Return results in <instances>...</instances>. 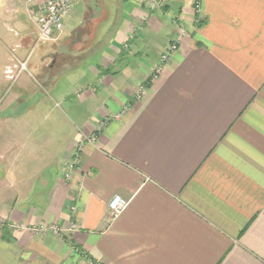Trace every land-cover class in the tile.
Masks as SVG:
<instances>
[{
	"label": "crops",
	"instance_id": "obj_1",
	"mask_svg": "<svg viewBox=\"0 0 264 264\" xmlns=\"http://www.w3.org/2000/svg\"><path fill=\"white\" fill-rule=\"evenodd\" d=\"M8 1L3 13L17 17L0 19V264H264V0H199L198 16L196 0H75L45 44L34 13L46 0ZM37 50L32 85L22 75ZM66 66L93 112L77 124L35 119L26 139L25 115L66 104L53 80ZM114 195L128 205L109 223Z\"/></svg>",
	"mask_w": 264,
	"mask_h": 264
},
{
	"label": "rangeland",
	"instance_id": "obj_2",
	"mask_svg": "<svg viewBox=\"0 0 264 264\" xmlns=\"http://www.w3.org/2000/svg\"><path fill=\"white\" fill-rule=\"evenodd\" d=\"M77 3L75 2L74 5V9L76 8ZM9 6V1L8 0H0V19L3 17V15H5V17H7L6 21H10V19L12 20L13 17H17V15H9V14H4L3 11L7 10V7ZM198 16V15H196ZM65 26V25H64ZM105 23L101 24L99 30L100 33L102 32V34H105ZM17 32V31H16ZM37 33V31H36ZM64 49L61 50V52ZM40 50H37V52L35 53V57L33 58V60L30 62L27 61V68L28 71L24 72L22 77H27V79L30 81V83L33 85L35 84L34 80H38L37 75L35 73V71L31 68V65L34 64L36 62V58L40 55L39 53ZM63 52H66V50H64ZM9 56L11 57V54H9ZM159 67V64L157 65L156 69ZM155 69V70H156ZM155 70H154V74H155ZM153 74V75H154ZM151 75L146 78V80L144 81V84L142 85V88H139L136 95L134 96L135 100H138L141 97V94L144 92L142 91L145 90L150 83L151 80ZM79 79V75H75L74 72L70 71V69H68V67H62L59 68L56 75L54 76L53 80H55L57 82L58 85V95H62L60 94L61 92L68 97L66 104L63 105V103H61V101L59 99H64V97H58V99H55L50 105L48 104V101L45 100V104L42 106V109L40 111H30L27 115L24 116V118L26 120L30 121L31 125L30 127L24 126V137H28L31 134V130L34 128L32 126V122L35 119H39L40 121H42V123H51V122H55L56 120L60 119L62 116L60 115L61 113L67 114V116L73 120L74 123L77 124V117H84L87 116L88 114H91L94 110V108H89V106H83L81 107L79 105V103L77 101H80L78 94L80 89L76 87V82ZM43 91H47L49 92V88L46 87V89H44ZM50 93H48L49 95ZM42 95V94H41ZM60 113V114H59ZM90 116V115H89ZM44 127V126H43ZM46 130H48L49 128L52 129V127L46 126L45 127ZM29 130V131H28ZM30 134V135H29ZM45 135H42L39 140H43ZM27 139V138H26ZM43 144V143H42ZM24 150L21 151V154H23L22 156H24V162L28 164H32L33 159H31V157H28V154L31 153L33 149V141H26L24 142ZM36 151H34L35 153ZM28 153V154H27ZM30 163H29V162ZM30 164V165H31Z\"/></svg>",
	"mask_w": 264,
	"mask_h": 264
},
{
	"label": "built area",
	"instance_id": "obj_3",
	"mask_svg": "<svg viewBox=\"0 0 264 264\" xmlns=\"http://www.w3.org/2000/svg\"><path fill=\"white\" fill-rule=\"evenodd\" d=\"M33 0H28L31 2ZM75 5V0H46L45 3L34 13V21L37 30V43L45 44L49 42H54L56 39L63 33L64 25L67 17L71 14ZM200 11V2L196 0L194 2V12L196 15L199 14ZM197 22L199 20L197 19ZM184 35L183 30L180 32L179 36L182 37ZM168 43L166 51L160 57V65L155 70V74L151 77V79L157 75L161 70V65H164L170 60L171 55L177 50L178 43L180 40ZM26 70V64L23 63L19 67V72H23ZM10 72H6V75H9ZM12 79V78H11ZM142 91H144L142 89ZM143 93L141 94L142 97ZM140 97V98H141ZM139 98V99H140ZM94 138L87 139V142H93ZM76 153V152H75ZM75 165V162L72 161L68 163V169L71 171ZM69 178L70 176L67 175ZM128 202L121 198L119 195H114L112 200L108 204V220L111 223L113 220L118 218L122 212L127 207ZM2 223L0 222V227ZM72 229H76L75 225L71 227ZM34 232L44 233L50 232L55 236L60 235V229L58 227H45L38 226L33 229ZM90 264H95L91 262Z\"/></svg>",
	"mask_w": 264,
	"mask_h": 264
}]
</instances>
